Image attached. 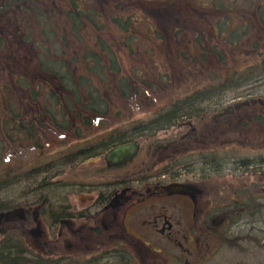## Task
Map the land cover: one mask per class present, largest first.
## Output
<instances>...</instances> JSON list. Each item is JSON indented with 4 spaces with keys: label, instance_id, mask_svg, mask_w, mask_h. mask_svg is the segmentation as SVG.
I'll list each match as a JSON object with an SVG mask.
<instances>
[{
    "label": "flooded vegetation",
    "instance_id": "flooded-vegetation-1",
    "mask_svg": "<svg viewBox=\"0 0 264 264\" xmlns=\"http://www.w3.org/2000/svg\"><path fill=\"white\" fill-rule=\"evenodd\" d=\"M23 1L35 3L30 7L37 13L47 2ZM9 2L0 0V7ZM224 2L193 0L203 6ZM168 11L157 19L163 28ZM214 24L207 28L218 38ZM27 29L18 21L13 30L29 34ZM256 96L227 104L210 120L213 111L201 104L171 125L176 128L172 138L157 140L141 130L99 131L82 113L90 128L76 133L82 143L73 155L87 170L80 169L78 181L67 174L56 179L65 189L54 198L51 191L35 188L32 175L46 179L43 170L26 176L24 185L21 176L0 175V250L18 247L26 260L38 264H203L224 245L242 251L264 245V155L258 152L264 144V97ZM218 99L208 102L218 107ZM134 141L138 145L130 159L108 161L110 149ZM238 145L253 153L237 154ZM53 162L55 176L66 159L60 154ZM68 186L76 189L67 192ZM178 247L184 248L176 252Z\"/></svg>",
    "mask_w": 264,
    "mask_h": 264
},
{
    "label": "rangeland",
    "instance_id": "rangeland-1",
    "mask_svg": "<svg viewBox=\"0 0 264 264\" xmlns=\"http://www.w3.org/2000/svg\"><path fill=\"white\" fill-rule=\"evenodd\" d=\"M36 1L40 3L39 0ZM104 1L105 0H79V3L85 10L90 9L91 6L95 7V10H99L103 7H109L108 3ZM224 1V5L221 7L210 6L211 12L208 16L215 19L216 17L224 18V15H227L230 16L231 19H236V17L233 16V12L231 13L230 11L227 14H223V12H227L228 7L234 3L241 6L246 4L248 0ZM20 2L24 1L10 0L8 5L4 4L3 8L0 7V175L12 176L11 179H13L15 175L21 176L23 178L20 184L22 183L24 185L26 184V176L32 175L35 170H43V173H45L44 178L46 179H43V174L40 175L41 178H39V175H32L35 188L38 187L44 191L53 187V189H59L60 192H62L65 187L64 189L61 188V185L56 182V179H63L62 177L67 174L70 176V179L75 182L82 176L80 169L84 172L87 171L84 166H82V162L75 161L78 157L73 154L77 151V145L82 143L81 139L78 140L80 136L76 133L79 134V129L86 127L90 128V125L83 123L78 118L79 116L76 117L75 112H80L79 106L74 104L72 96L69 97L70 93L65 92L61 79H57L56 76L50 72H43L41 70L40 62L42 54L48 49L55 47L61 49L64 45V42L61 40L63 34H67L71 37L73 33L67 29L71 24L65 17L67 12L63 5L65 3L64 0H62L61 4H58L57 0H47V2L44 3L45 7L41 8L38 13L33 9L30 10V5L35 3H31L30 1V4H21ZM134 3L138 4V8L136 6L125 7V10H130V13L135 12L137 14L136 18L142 19V25L139 26L135 24L136 22L132 23V32L128 34L129 38L127 42L129 46H133L139 50H146V52H139L137 50V54L139 56L143 54L144 57L140 60L141 66H133L139 58L135 55H130L128 45L125 48L121 47L120 53L123 58L122 56H120V58L121 61H124V65L127 68L129 81L134 78V67L135 69L144 68L143 71L152 73V75L160 81L162 75L166 76L173 72L178 77L174 79L173 82L170 81V77L167 81L166 77L162 79L163 83H165V81L168 83L164 93L165 97L162 98L161 96H157L156 99H154L155 101L158 99L168 103V101H173L189 94L194 88L193 85H195V87L201 85V87L206 88V86L210 84L211 72L214 70L216 71L214 73H217L216 75H223V73H225L219 69L211 68L208 66L209 64L204 65L206 61L202 58L196 59L192 42L195 41L194 35H198V33L194 31L193 26L200 22L202 18H200V15L188 18L189 12L187 16L183 15L184 11L190 10L191 6H188L181 0H132L131 4ZM212 3L219 4L218 0H212ZM41 4L43 3L41 2ZM167 8L173 10L178 16L165 19L167 25L165 28H169V32L173 31L177 33V31H179L180 34L176 35L175 39H168L166 36H162L160 33L156 32L155 26H152V23L159 18L161 11ZM41 13L44 14V17L41 16ZM110 15L111 18L116 16L112 15L111 12ZM17 16L19 19H17ZM174 17L175 22L181 21L180 24H177L179 27L183 24L186 26L189 25L187 31L178 29L175 32V29L170 26V21L173 20ZM213 18H210L212 22L217 21ZM17 20L19 23L23 22L24 24L21 25L27 27L29 33L31 32L30 35L32 38L29 37L31 41H29V50L19 45L20 39L18 33L13 30L18 24ZM188 21H190V23H188ZM231 21L236 23L238 20ZM255 26L264 30V24L261 20H257ZM51 27H53L54 32L49 31ZM156 27L159 29L157 23ZM46 28L49 33H47ZM113 28L114 31H116L115 34H118L120 43L125 46L123 42L125 35L122 36L118 33L119 30L116 25ZM165 33L170 34L167 32ZM47 35H49V38H46ZM257 36L254 34L252 39L245 40L240 48L233 44L229 46V39H222L225 42L227 40L226 46L229 49V53L224 54L229 63L227 68L232 70L237 69L240 72L247 73L248 69L252 67V75L250 76L252 80L241 87L219 89L216 91L218 94H215L213 98L204 97L200 104L208 106V110L213 111L212 114H208L207 119L210 120L213 115L217 114L219 110L229 103L242 102L248 100L245 98L256 95H258L256 97L259 98L264 97V39L263 37L257 38ZM176 38L179 42L188 45L189 48L184 44H179L177 48L175 42ZM85 39L87 41L86 45L89 44L92 45V47H97L95 36L91 37L90 33H85ZM75 40L73 39L74 47H76ZM110 40L113 42L112 39ZM159 41L161 43L166 41L167 47L161 48L163 46L157 45ZM225 42L222 43V45H225ZM254 43L257 45L255 46ZM71 44L72 43H70V45ZM213 44L215 46L221 45L218 40L206 37V45L212 46ZM73 46L66 47V49L73 50ZM118 51L119 50H117V52ZM97 53L101 56L98 51ZM25 55H30V60L24 61L23 56ZM68 59L71 61L70 57ZM72 67L73 65L71 68ZM73 71H76L75 68ZM23 76L28 77V80L32 84L30 85L24 82L22 79ZM63 95L66 97V100H69V103L64 104L59 102L60 98H65ZM115 95L114 105L112 104L111 111L105 115L107 117L106 120L103 122L98 120V122L91 124L92 126L99 127V131H106V128H109L107 132H110L112 128H118L119 130L130 129L131 132L135 131L140 133L141 130V134L145 133L143 134L144 137L153 134L155 140L166 137L172 138L175 134L176 128L173 129L171 126L164 129L160 128L155 131L146 130L145 132L141 127H136L155 115L156 108L152 105L150 97L145 96L139 98L142 100L141 103L136 95H132V97L123 96L120 93ZM211 99H218V107H215V103L208 102V100ZM118 108L119 110L117 111ZM43 110L49 112L54 118L52 119L50 116H45ZM88 113H91L89 118L91 116L96 118L97 116L95 113ZM185 119V117H182L180 121ZM44 121L46 123L49 122V124H42ZM50 122L58 123L61 128L65 127L64 129L67 130H63L62 134L58 136V132L54 130L55 126ZM70 124L72 125L69 126ZM35 136H39L40 138H35V141H33L32 138ZM41 136L44 137L43 140ZM47 139L49 140L47 141ZM14 141H19V143L14 144ZM240 147L242 146L238 145L236 147L239 148L237 154L242 153L244 155L247 151L250 152V149L247 150L244 148L245 146L243 148ZM258 150L260 155H264V144L261 145L260 148L258 147ZM69 153L70 155H68ZM233 153H236V151ZM60 154L62 155V161L66 159V165L57 166L59 174L53 176L55 174V168H53L55 163L53 160L59 159ZM67 158L71 159L67 160ZM70 162L71 164H69ZM34 166L36 168L33 170ZM48 167H51V169L46 173ZM48 179L50 184H47L48 188L46 185L44 188L42 182ZM75 189V186L74 188L68 186L66 190L67 192H73ZM79 191L80 188L78 187L76 195ZM260 238L264 239V231L260 234ZM182 248H176V252H180ZM252 261H256L257 264H264V245L259 244L257 247L248 248L243 251L235 246L224 245L219 250H215L209 262H204L203 264H251Z\"/></svg>",
    "mask_w": 264,
    "mask_h": 264
},
{
    "label": "trees",
    "instance_id": "trees-1",
    "mask_svg": "<svg viewBox=\"0 0 264 264\" xmlns=\"http://www.w3.org/2000/svg\"><path fill=\"white\" fill-rule=\"evenodd\" d=\"M63 5L67 12L65 17L71 24L67 29L70 30L73 35L69 37L67 34H63L61 40L64 42V45L61 49H57V47L50 48L43 53L40 68L43 72H50L56 76L57 79H61L65 92L70 93L69 97L72 96L74 104L79 106L80 112L94 111L99 114H107L111 111L112 104L114 105L116 98L115 94L119 93L127 97L136 95L138 99L145 96L150 97L152 105L156 104L154 99H156L157 96H161L162 98L165 97L164 93L168 86L166 81L171 78L170 81L173 82L174 79L178 78L176 74L172 72L166 76L162 75V79L166 77V81L163 83L162 79L160 81L156 79L152 73L143 71V67V69H135L134 67V78L129 81L127 68L124 65V61H121V47L125 48L128 45V34L132 32V23L136 22L135 24L139 26L142 25V19L136 18L137 14L135 12L130 13V10L126 11L123 6L119 7L114 3L108 4L109 7H103L99 10H95L93 6L85 10L79 3V0H65ZM130 6H136L138 8L137 4ZM218 6L221 7L222 5ZM207 10H209V8H206L205 11ZM38 11H40V9ZM230 11L234 13L233 16L238 20L236 23L231 21H236V19H231L230 16L227 15H224V18L216 17L215 20L217 21L212 22V24L215 23L214 25L216 28L219 26L218 31L220 33L217 37L218 42L221 44L219 46L214 45L212 49L216 48V56H220L223 65L218 67L221 68L220 71L225 73H223V75H216L217 73L215 74L214 72L216 71L214 70L211 72L210 84L206 86V88L201 87V85L197 87L193 85L194 88L189 94L175 100L172 99L173 101H168V103H166L168 104L167 106L156 109L155 115L136 127L153 131L160 128H168L174 124L176 120L201 109L200 103H202L204 97H212L218 94L216 91L219 89L241 87L252 80L250 77L252 75V67L248 69L247 73L240 72L237 69L232 70L227 68L229 63L224 53H229V49L226 46L227 40L226 42L223 40L229 39V46L233 44L240 48L242 43L247 39H252L254 34L256 36L258 35L257 38L263 37L264 39V30L255 26L257 20H261L264 24V0H248L246 4L241 6L234 3L230 5L227 12H223V14H227ZM110 12L112 15L116 16L111 18ZM41 16L44 17V14L41 13ZM256 17H259V19H256ZM114 24L119 30L118 33L122 36L125 35L123 41L125 46L120 43L118 34H115L116 31H114L113 28L115 26ZM207 25V20H203L201 23L194 25L196 28H199V32L195 37V41L192 42L196 59L202 58L206 61L204 65H208V56L205 52L208 51V48L204 46L206 45V37L211 38V33ZM209 28L212 29L211 23H209ZM49 31L54 32L53 27H51ZM49 31H47V33H49ZM85 33H90L91 37L95 36L97 47H92V45L89 44L86 45ZM46 38H49V35H47ZM73 39L75 40L76 47L73 46ZM110 39H112L113 42ZM224 42L225 46L222 45ZM70 43L72 44L70 45ZM179 43V41H176L178 47ZM157 45H161L163 46L161 48H165L167 47V42L161 43L159 41ZM254 45L256 46L257 44L254 43ZM69 46H73V50H67L66 47ZM185 46L189 48L188 45ZM128 48L130 49L129 52L131 56L135 55L139 58L133 66H141L140 60L144 55L140 54L139 56L137 52H146V50H139L129 45ZM117 50L119 51L117 52ZM97 51L101 56H99ZM69 57L71 61L68 59ZM30 58V55L23 56L24 61L30 60ZM72 65L76 70L75 72L73 71L74 68H71ZM210 67L215 69L216 66ZM208 70L210 71L209 68ZM22 79L24 82L30 85L32 84L28 80V77L23 76ZM63 97L65 96L63 95ZM139 100L142 103V100ZM59 102L65 104L69 103V100H66V97L60 98ZM118 110L119 108L117 111ZM131 133L136 132L134 131ZM49 191H51L54 198L60 192L59 189L55 190L53 187L49 189ZM0 257L3 260L2 264H38V262L33 261V259L26 260L18 247L6 246L2 248L0 250Z\"/></svg>",
    "mask_w": 264,
    "mask_h": 264
},
{
    "label": "water",
    "instance_id": "water-1",
    "mask_svg": "<svg viewBox=\"0 0 264 264\" xmlns=\"http://www.w3.org/2000/svg\"><path fill=\"white\" fill-rule=\"evenodd\" d=\"M134 151L135 146L133 144L122 145L110 150L106 157L109 162L119 163L129 159Z\"/></svg>",
    "mask_w": 264,
    "mask_h": 264
},
{
    "label": "bare ground",
    "instance_id": "bare-ground-1",
    "mask_svg": "<svg viewBox=\"0 0 264 264\" xmlns=\"http://www.w3.org/2000/svg\"><path fill=\"white\" fill-rule=\"evenodd\" d=\"M176 121H177V120H176ZM176 121H175V122H176ZM175 122H174V123H175Z\"/></svg>",
    "mask_w": 264,
    "mask_h": 264
}]
</instances>
